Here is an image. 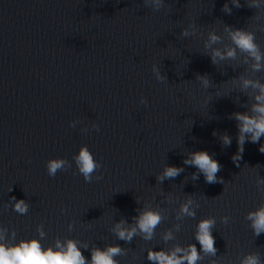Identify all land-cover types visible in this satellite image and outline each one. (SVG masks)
<instances>
[{
  "label": "water",
  "instance_id": "obj_1",
  "mask_svg": "<svg viewBox=\"0 0 264 264\" xmlns=\"http://www.w3.org/2000/svg\"><path fill=\"white\" fill-rule=\"evenodd\" d=\"M237 29L253 35L258 70ZM217 49L225 58L213 63ZM245 79L264 85V0H0V244L74 242L85 264L110 247L115 264H158L150 251L182 257L194 245L196 264H264V232L249 218L264 207V135L245 133L236 155L234 114L261 103ZM82 147L96 164L88 180ZM199 150L223 183L185 163ZM51 159L63 160L55 176ZM168 166L181 171L163 177ZM146 210L160 216L150 238L137 223ZM205 218L215 253L196 239Z\"/></svg>",
  "mask_w": 264,
  "mask_h": 264
},
{
  "label": "clouds",
  "instance_id": "obj_2",
  "mask_svg": "<svg viewBox=\"0 0 264 264\" xmlns=\"http://www.w3.org/2000/svg\"><path fill=\"white\" fill-rule=\"evenodd\" d=\"M159 3V0H157ZM237 7L240 5L237 3ZM250 7H259L258 4L250 5ZM225 10L230 11L225 4ZM187 35V32L184 33ZM232 39L235 45L242 51L249 53L257 63L254 67L258 70L261 67V54L258 51L257 45L254 43V37L250 32L237 29L232 33ZM218 37L215 34L210 35V41L215 43ZM227 57H234L235 50L229 49L226 53ZM216 57L220 59L225 58V54L221 53L218 49L212 53L213 63L216 62ZM203 83L207 84V79L201 77ZM244 87L251 85L254 88H259L260 93L256 96V100L261 102L253 106V112L255 115H248L246 113H235V118L239 121V135L237 138L238 153L243 150V143L245 139V133L251 134L252 142H257L261 135H264V85L258 82H253L245 79L243 81ZM224 145L231 144V138L225 134L222 137ZM264 153V144L259 149ZM233 160H236V156H233ZM77 163L79 170L84 174L86 180H88L92 172L96 168V164L92 159L91 154L86 148H81V151L77 157ZM186 164L195 165L205 176L207 183H223V178H218L217 173L221 170V165L214 159L207 151L199 150L193 152L191 159H185ZM48 173L51 176H55L58 169L63 167V160L51 159L48 161ZM181 169L176 166H168L165 168L163 177L173 178L180 173ZM160 177V179H163ZM16 210L24 212L27 210L23 200L17 201ZM182 211L189 215H194L190 212L187 205L182 206ZM249 218L252 220V226L254 233L259 235L264 232V207L257 209L255 212L249 213ZM160 222V216L151 211H144L137 220L139 229L146 234V238H150L154 228ZM214 224V220L211 218L203 219L198 226V233L196 239L199 241L201 248L206 252L215 253V238L211 234V227ZM136 228H132L129 231L121 229L118 235L121 239H131L135 234ZM181 251L179 248L171 254L164 252H149V260L158 261V264H183V260H187L188 264H196V261L200 258L196 251L195 246L190 247V253L185 254L182 257L177 256V252ZM120 252L119 247H110L106 251L96 250L92 254L91 264H115L112 259L113 256ZM0 264H85V258L74 242H69L66 248H58L57 250L46 249L42 250L40 244L35 239L28 242H21L19 245L12 247H5L0 244ZM242 264H258V258L256 256H248Z\"/></svg>",
  "mask_w": 264,
  "mask_h": 264
}]
</instances>
